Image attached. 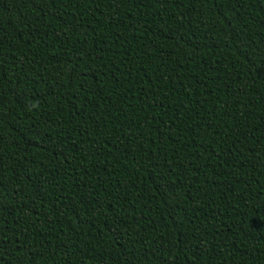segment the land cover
Wrapping results in <instances>:
<instances>
[{"label": "trees", "instance_id": "1", "mask_svg": "<svg viewBox=\"0 0 264 264\" xmlns=\"http://www.w3.org/2000/svg\"><path fill=\"white\" fill-rule=\"evenodd\" d=\"M0 264H264V0H0Z\"/></svg>", "mask_w": 264, "mask_h": 264}]
</instances>
